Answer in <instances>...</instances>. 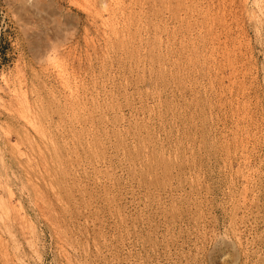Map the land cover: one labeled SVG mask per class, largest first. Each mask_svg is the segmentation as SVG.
I'll use <instances>...</instances> for the list:
<instances>
[{"label":"rangeland","instance_id":"obj_1","mask_svg":"<svg viewBox=\"0 0 264 264\" xmlns=\"http://www.w3.org/2000/svg\"><path fill=\"white\" fill-rule=\"evenodd\" d=\"M221 237L264 264V0H0V264Z\"/></svg>","mask_w":264,"mask_h":264},{"label":"bare ground","instance_id":"obj_2","mask_svg":"<svg viewBox=\"0 0 264 264\" xmlns=\"http://www.w3.org/2000/svg\"><path fill=\"white\" fill-rule=\"evenodd\" d=\"M101 8H103V7H101ZM220 240L219 241L222 242L223 244H221L219 241L217 243H219V244H221L223 246H224V243H226L230 247L231 252H232V262L234 264H236L237 258H239V256L237 255L238 248L236 247V244L234 242L230 241V238L227 239V238H224V237L222 238L221 237ZM228 250H229V248H228Z\"/></svg>","mask_w":264,"mask_h":264}]
</instances>
